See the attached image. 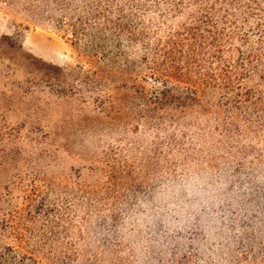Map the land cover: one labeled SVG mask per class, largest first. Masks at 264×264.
Masks as SVG:
<instances>
[{
    "label": "trees",
    "instance_id": "obj_1",
    "mask_svg": "<svg viewBox=\"0 0 264 264\" xmlns=\"http://www.w3.org/2000/svg\"><path fill=\"white\" fill-rule=\"evenodd\" d=\"M0 2L85 59L0 54V264H264V0ZM52 99L76 104L92 142L128 125L137 138L62 182L67 138L40 125Z\"/></svg>",
    "mask_w": 264,
    "mask_h": 264
},
{
    "label": "rangeland",
    "instance_id": "obj_2",
    "mask_svg": "<svg viewBox=\"0 0 264 264\" xmlns=\"http://www.w3.org/2000/svg\"><path fill=\"white\" fill-rule=\"evenodd\" d=\"M14 34L17 35L18 43H16V47L12 50L5 46L1 47L0 54L3 58H12L14 52H20L45 64L61 68L74 70L77 66L84 65L85 59L80 56L77 48L67 42L61 34L44 25L28 21L25 14L19 10L8 11L4 9V5L0 2V37L2 35L11 36ZM20 63L18 61V65H21ZM24 73L25 69L20 68L17 71L16 80L21 81ZM43 104H45L46 109L40 122L43 128L42 131L52 133L57 130L61 137L67 138L64 144L65 146L56 152V165L53 167L54 174H57V177L60 174L58 179L62 182L72 184L73 180H75L74 176L78 172L81 177L87 180L90 179L86 176L85 168L89 165L90 158L93 154L99 153L101 148L118 144L119 142L117 140L119 139H122L121 143H124L133 138H137L128 131V127L130 126L128 125L125 128L118 127L113 128V130H100L94 135L96 141L93 140L92 142L87 138L91 134L90 123L86 122L87 125L85 127L72 124L75 123V115L77 113L75 103L52 99L51 102L45 101ZM82 113L86 119L94 116L89 109H84ZM5 116L11 125L21 122L24 119V114L14 110L6 112ZM72 118L74 120H71ZM65 122L68 125L64 126ZM139 135L137 136L139 137ZM147 138L146 136L145 139L147 140ZM97 142H99L98 147ZM259 144L258 146H263L264 142L261 141ZM136 228L142 234L145 233V225L138 223ZM175 230L178 229L176 228ZM125 233L126 231L124 230V235ZM169 246L170 244L168 242L166 247L169 248ZM90 247L92 252L97 251L96 248ZM80 248L81 250L87 249L85 245ZM122 256L126 258L124 255ZM114 257L115 255L109 252L105 256H99L98 259H102L103 264H113ZM87 258V255L81 252L77 261L72 264H88ZM129 263L137 264L133 259H130Z\"/></svg>",
    "mask_w": 264,
    "mask_h": 264
}]
</instances>
